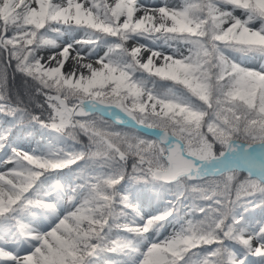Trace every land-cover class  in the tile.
Here are the masks:
<instances>
[{"label": "snow or ice", "instance_id": "obj_1", "mask_svg": "<svg viewBox=\"0 0 264 264\" xmlns=\"http://www.w3.org/2000/svg\"><path fill=\"white\" fill-rule=\"evenodd\" d=\"M0 264H264V0H0Z\"/></svg>", "mask_w": 264, "mask_h": 264}, {"label": "rangeland", "instance_id": "obj_2", "mask_svg": "<svg viewBox=\"0 0 264 264\" xmlns=\"http://www.w3.org/2000/svg\"><path fill=\"white\" fill-rule=\"evenodd\" d=\"M256 215H257V218H258V217H259V212H258V210H257V214H256Z\"/></svg>", "mask_w": 264, "mask_h": 264}]
</instances>
